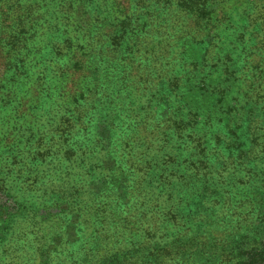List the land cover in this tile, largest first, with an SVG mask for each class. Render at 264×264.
<instances>
[{
  "label": "trees",
  "instance_id": "obj_1",
  "mask_svg": "<svg viewBox=\"0 0 264 264\" xmlns=\"http://www.w3.org/2000/svg\"><path fill=\"white\" fill-rule=\"evenodd\" d=\"M263 50L264 0H0V206L75 264H264Z\"/></svg>",
  "mask_w": 264,
  "mask_h": 264
},
{
  "label": "rangeland",
  "instance_id": "obj_2",
  "mask_svg": "<svg viewBox=\"0 0 264 264\" xmlns=\"http://www.w3.org/2000/svg\"><path fill=\"white\" fill-rule=\"evenodd\" d=\"M250 12V10H244L243 14L248 16ZM205 46L206 43L194 45L192 48L193 56L200 58ZM161 105L163 106V104ZM237 134L236 143L239 144V147L231 150L235 152L234 154L248 151L246 138L243 137L244 128L237 131ZM246 164L251 166L252 163L246 160ZM95 183V188L100 186V183ZM3 202L4 200L0 204ZM10 205L7 202L4 206H0V264H75L73 262L82 253L77 241L83 229L81 225H77L74 216L64 218L65 231L62 234L58 222L52 226H48L47 223L32 224L28 217L17 218L12 214L14 210ZM195 207L196 204L193 202L189 207L190 212H194ZM201 226H205L204 222L201 223ZM88 230L89 227L84 231L87 232ZM42 236H44L43 239ZM203 239L207 240L204 237ZM64 240H66L67 245L64 244ZM206 244L201 246V252L193 260L189 257L182 264H235L237 261L241 262L247 259V255L242 253L244 252L242 249L247 248V245H242V242L233 246V253L237 255L233 262H231V256L223 257L222 245L218 240L209 239ZM64 246L68 247L67 251L70 252L71 256L60 251ZM109 261L114 260L107 257L105 264H108Z\"/></svg>",
  "mask_w": 264,
  "mask_h": 264
}]
</instances>
